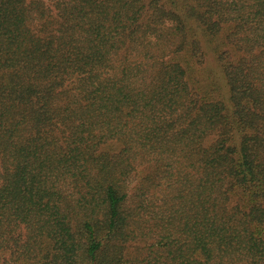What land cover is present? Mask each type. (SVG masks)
I'll return each instance as SVG.
<instances>
[{
  "label": "trees",
  "instance_id": "obj_1",
  "mask_svg": "<svg viewBox=\"0 0 264 264\" xmlns=\"http://www.w3.org/2000/svg\"><path fill=\"white\" fill-rule=\"evenodd\" d=\"M0 264H264V0H0Z\"/></svg>",
  "mask_w": 264,
  "mask_h": 264
}]
</instances>
